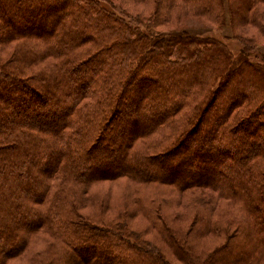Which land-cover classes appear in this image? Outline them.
<instances>
[{"label": "trees", "instance_id": "trees-1", "mask_svg": "<svg viewBox=\"0 0 264 264\" xmlns=\"http://www.w3.org/2000/svg\"><path fill=\"white\" fill-rule=\"evenodd\" d=\"M263 21L264 0H0V264H264V56L205 33Z\"/></svg>", "mask_w": 264, "mask_h": 264}, {"label": "rangeland", "instance_id": "rangeland-1", "mask_svg": "<svg viewBox=\"0 0 264 264\" xmlns=\"http://www.w3.org/2000/svg\"><path fill=\"white\" fill-rule=\"evenodd\" d=\"M104 6H106L107 8H111L108 4H104ZM126 6H127L128 9L133 10L134 12L135 11H138V12L141 11V8L138 7V5H134V6L126 5ZM21 14H19L21 16L18 15L19 16L18 19L19 20L21 19V22H19V27L20 28L17 29V30H19V32H22L24 30L23 29V26H22V22H23L22 21V17H25L27 15L30 16L32 13L31 12H24V13H21ZM38 24H40V22H38ZM41 25H38V26H41ZM46 26H48V25L46 24ZM211 27H213V25H211ZM194 29L200 31L199 28H194ZM2 33L4 34L5 33V30ZM205 33L206 34L213 35L217 39L224 40L226 42L224 44L225 45L227 44L228 47L233 51V53L235 55V62H237V63L239 62L240 59H243L244 60L246 58L249 59V60L258 61V60L262 59L263 56H264V35H262L259 32V30L257 29V27L255 28V27L250 26V25L245 26V29L238 27L237 28L238 38H233V30H232L231 24L229 22H227L222 27H218V28L213 27L212 29L207 30ZM242 33L245 34V35H247V37H253V40H255L256 42H258V44H257V50H255L253 53H251L248 57L247 56H243L242 57L241 52H240V49L242 47V44H241V40H240L239 36L241 37L243 35ZM13 47H14V45L11 46V47H9L8 48V51H12L13 50ZM231 85H233V84H231ZM231 85H230V87H231ZM50 104L52 105V104H54V102H52ZM210 116L211 115L209 113L206 115V117H207L206 122L211 123L212 118ZM200 134H202V132H200ZM192 150L193 149H191L190 152ZM189 158H190V160H192L193 158H196V156H194L192 154ZM178 161L179 160H177L176 163ZM166 166H167V164H166ZM168 166L169 167H167V168L170 170V167L171 166L170 165H168ZM214 176L216 177V173L215 172H212L211 173V178H213ZM106 189L107 190L108 189L109 190L111 189L112 191H114L113 192L114 195H116V192L118 191L117 186H115V184H110V182L109 183L107 182V183L103 184V190H106ZM90 245H95V243H90ZM35 248H36L35 246L31 247L28 250L27 253L21 254V257H19V258L12 259L9 264H35L33 262L30 263L29 260L27 259L28 258L27 256L29 254H32L34 252V249ZM231 249H233V248H231ZM234 252H238V251L235 250Z\"/></svg>", "mask_w": 264, "mask_h": 264}]
</instances>
